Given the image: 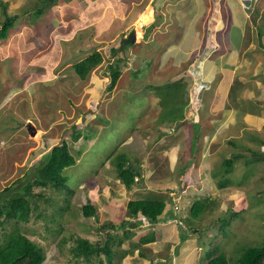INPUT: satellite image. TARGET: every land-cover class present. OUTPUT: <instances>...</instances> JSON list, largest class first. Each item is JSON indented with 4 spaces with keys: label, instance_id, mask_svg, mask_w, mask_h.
<instances>
[{
    "label": "rangeland",
    "instance_id": "1",
    "mask_svg": "<svg viewBox=\"0 0 264 264\" xmlns=\"http://www.w3.org/2000/svg\"><path fill=\"white\" fill-rule=\"evenodd\" d=\"M32 1L36 0H0V20L4 12L17 16L7 37L0 39V201L5 195L2 190L33 171L53 145L70 142L74 127L91 135L70 143L76 161L61 172L67 178L62 188L33 191L35 196L45 193L41 197L51 206H63L70 199L71 212L59 217L62 230L54 233L33 214L28 223H18L20 232L43 248V264H99L96 256L88 261L74 257L71 249L76 238L102 243L108 233L114 240L109 242L111 249L122 253L132 250V244L151 230L156 242L133 248L111 264H167V260L201 264L208 242L217 234L216 227L205 228L204 217L209 211L214 218L224 216L230 208L245 210L242 218L230 222L229 236L218 235L221 250L235 255L238 246L254 244L264 227V202L258 200L259 191L264 190V161L245 167V159L240 158L227 175L234 183L225 188L217 186L214 173H220L222 158L232 152L249 156L243 146L264 151L258 142H264V37L258 38V30L264 33L259 26L264 25V0H248L247 6L244 0H57L37 19L30 14ZM147 12L155 18L152 27L148 19L145 29H149L142 33L149 37L143 40L135 30L144 25L141 20ZM236 21L240 51L239 43H230ZM134 31L133 42L129 47L125 44L128 49L113 55L111 48L122 46L121 36ZM94 51L100 53L101 61L79 78L73 64ZM179 51L185 52L183 60H176ZM209 59L212 65L205 72ZM143 60H149L150 66L145 67ZM110 65L118 66L121 76L108 92ZM184 70L189 75L181 78L188 101L185 123L178 128L165 126L158 122L161 108L148 86L162 85ZM211 71L213 77L208 80ZM195 89L197 100L192 101ZM222 89L230 108L214 109ZM142 91L149 93L140 105L129 102V97ZM242 100L252 104H245L243 118L237 107ZM129 108L135 114L133 120L127 117ZM194 114L200 124L195 137ZM192 138L196 140L193 153ZM233 139L241 147H233L229 143ZM117 144L114 156L124 153L140 166L142 178L130 188L117 178L112 157L105 159ZM154 194L165 197L164 213H174L176 218L150 227L141 216L127 214L130 200ZM39 197L35 202L43 206ZM197 198L214 201L200 216L201 224L188 215ZM86 202L96 209L93 217L82 216ZM123 220L132 221L131 230L102 228L106 222L119 225ZM187 224L192 226L189 230Z\"/></svg>",
    "mask_w": 264,
    "mask_h": 264
},
{
    "label": "trees",
    "instance_id": "2",
    "mask_svg": "<svg viewBox=\"0 0 264 264\" xmlns=\"http://www.w3.org/2000/svg\"><path fill=\"white\" fill-rule=\"evenodd\" d=\"M56 1L57 0L32 1V4L34 5H31L32 7L30 8V14L32 13V16L37 19L41 16V14L45 12V10L50 5H54ZM244 3L247 6L248 0H244ZM148 12L146 13V17L141 20L142 25H144L135 30L140 33V37H142L143 40H147V38L149 37L147 33H142V31H147L149 29H145L146 25L148 24V19L151 21L149 27H152V25L154 24V19L152 18L155 17L151 14L149 15ZM4 14L5 16L3 20H0V39H5L7 37L9 29L14 26L17 20V16L15 15L10 16L7 15L6 12H4ZM259 26L264 27L263 24ZM135 31L131 33L129 32L130 34L128 33L129 35L127 34L128 36L126 35L124 38H122L121 36L119 42L122 46L120 48H111L110 51H112L113 55L123 53L128 49L125 47V44L128 45V47L130 46V43L133 42L132 38L136 35ZM231 31V39L237 41V39L239 38L238 35H235V31H237V28L232 26ZM262 36L264 37V33L259 32L258 30V38L260 39ZM100 61V53L98 51H94L91 55L74 63L73 70L75 74L79 76V78L83 79L86 76L88 69L92 68ZM117 62L118 61H115V63ZM142 62H144L145 67L150 66L149 60H143ZM120 76L121 71L118 69V66L110 65L108 68L109 83L106 88L108 92H111L113 91V89H115ZM182 76L183 75L181 74L172 80H167L162 85H154L149 83L151 84V86H148V90H154V94H156L158 98V104L161 108L158 122L165 126H167L168 124H173L178 128L180 125L185 123V121H182L184 120L183 111L187 106L188 101L185 100V83L181 82ZM211 77L212 74L210 75V78ZM226 83H228V80L225 82V84ZM221 84L222 88L225 87L223 83ZM146 93L149 92L142 91L139 96L132 95L131 97H129V102L133 104L137 103L140 105L139 101L143 99V95H146ZM191 96L192 101L197 100L196 89L192 91ZM243 102V100L240 103L237 102V107L240 109V112H242V118L244 113H246L243 109L246 108L245 104L252 105L250 101H248L247 103ZM225 105L227 106L226 108H230L229 104L225 102L222 89L218 91V94L215 98L214 109L218 108V110H221V107ZM193 109H195V107ZM253 109H248L247 112H252ZM133 111L135 112V109ZM127 117L129 118V120H133L135 117V114H130V108L127 112ZM193 118L194 119L193 121H191V125L193 126V134L195 137V133L199 129L200 124H196L195 114L193 115ZM89 136L91 135L82 132L81 129L77 127H74L70 132V142L62 141L53 145L51 149L47 151L43 156V161L37 164L36 168L33 171H27L23 175V177L25 178L18 179L17 181L19 182H13L2 190L1 193H5V195L0 201V228L2 229V235L0 236V264H43L46 258L43 248L34 243L33 240L28 238L24 233H21L18 229V223H28L30 220V216L33 214L36 219H42L45 222L46 226H51L50 230L54 233H59L62 230L63 225L61 223V218L59 217L62 216V212L64 211L71 212L70 199H66V202L63 203V206H51L48 205V203L41 197L45 195V193L40 192L37 196H35L33 191L35 188H42L51 189L54 192V190L62 188L65 185L67 178L61 176V172L64 170V168L74 165L76 161V156L71 154L69 150V147L71 146L70 143L76 142L80 137L88 138ZM194 139L195 138H192L191 140L192 153L195 145ZM258 142L262 145L261 149H264V142L262 140H258ZM229 143L233 147H238L240 145L235 139L229 141ZM118 144L114 147L113 152L105 157V159H110L112 157L110 161H115V164H113L115 165L117 178L125 188H130L131 185L142 178L140 166L137 164H132L130 161H128V158L124 153H118L114 156L113 153L119 147ZM241 148L248 151L250 153L249 156H246L245 154L239 152H232L229 157L222 158V168L220 170V173H214V175H218L216 183L219 188H225L227 187V185L231 184V182L234 183V181L230 180L227 175L231 173L236 161H238L240 158H242V160L245 159L243 162L245 167H248L252 163L264 161L263 150H252L251 148L244 146ZM79 154L80 153L77 152V155ZM244 179L245 177L243 178V180ZM237 183L239 184L241 182ZM258 195H260V197L258 198L259 202H264V190L262 191V193L259 191ZM38 197L39 200L42 199L43 206L38 205L35 202V199ZM52 197L53 196H49V198ZM213 204L214 201H210L208 198H197L193 202V204L190 205L188 215H190L192 218L198 219L199 224H201V220L203 217L200 216H204V210L209 208ZM64 205H66L65 208H63ZM165 207V197H163L162 195L160 196L154 194L144 199L130 200L126 205V210L127 214L132 218L143 216L144 222L147 223L150 227H153L158 224L160 220L165 221L168 218H176L177 215L174 213H164ZM244 210V208H241L240 210H234L230 208L229 210H227L228 212L226 211L224 216L216 218H214L211 214V211H209L210 214L207 216L208 219L204 217V219L207 220L205 228L208 229L210 227H216L217 234L214 235L213 241L208 242V249L202 256L201 264H264V232H261L264 231V227L257 232V237L253 241L254 244L238 246L235 255H228L221 250L219 236L221 238H226L227 236H229L230 232L228 231V227L230 222H232L235 218H242L241 213ZM81 213L83 217L90 218L96 214V209L92 203L86 202L81 206ZM261 219L264 220V212H262ZM8 221H12L11 223L13 225L10 228V231L6 232L5 226ZM186 222L188 221H185V223ZM107 226L114 229L119 227L123 230L125 228L131 230L132 221L123 220L119 225H114L112 223L106 222L104 225H102V228ZM191 227L192 226L190 224H187L188 230ZM243 230L246 233H252V231L247 228H244ZM106 236L107 239L102 243L99 241L92 243L87 239L76 238L75 246L73 249H71L74 257L88 261L90 260V257L96 256L99 264H103L102 262L111 264L113 263L114 258H116L117 260H121L124 256H126V254L133 252V248H138L139 246L147 245L149 243L157 241V236L154 234L153 230H151L148 232V234L139 237L135 244H132V250L119 253L117 250L111 249L112 246L109 244V242L113 240L111 235L107 233ZM184 236L185 233L183 232V230H181V238L183 239ZM138 254L141 257H146V255H144L142 251H139ZM100 257H103V260ZM166 263L170 264V260H167Z\"/></svg>",
    "mask_w": 264,
    "mask_h": 264
},
{
    "label": "crops",
    "instance_id": "3",
    "mask_svg": "<svg viewBox=\"0 0 264 264\" xmlns=\"http://www.w3.org/2000/svg\"><path fill=\"white\" fill-rule=\"evenodd\" d=\"M235 24H236V25H235ZM232 26H236L237 29L240 28V25H238V22H237V21H236V23L234 22ZM213 30H214V29H213ZM213 30H212V31H213ZM230 37H231V36H230ZM230 43H232L233 46H237L239 42L236 41V40L231 39V40H230ZM238 48H239V51H240V50L242 49V44L239 43ZM240 48H241V49H240ZM185 57H186L185 52H184V51H179L178 54H177V59H176V60H183ZM211 65H212L211 60H210V59L207 60V65H206V67H205V72H207V70L210 68ZM213 69H215V67H213ZM182 73H183V76H189V75L186 74V70H184ZM212 73H213V71H211V73H210L209 76L207 77L208 80H210V79L213 77V75H212V77L210 78V75H211ZM183 76H182V78H183ZM184 83H186V82H184ZM229 84H231V83H229ZM226 85H228V84H226ZM224 86H225V85H224Z\"/></svg>",
    "mask_w": 264,
    "mask_h": 264
},
{
    "label": "bare ground",
    "instance_id": "4",
    "mask_svg": "<svg viewBox=\"0 0 264 264\" xmlns=\"http://www.w3.org/2000/svg\"><path fill=\"white\" fill-rule=\"evenodd\" d=\"M142 218H143V221H144V217L143 216H141ZM133 225V224H132Z\"/></svg>",
    "mask_w": 264,
    "mask_h": 264
},
{
    "label": "clouds",
    "instance_id": "5",
    "mask_svg": "<svg viewBox=\"0 0 264 264\" xmlns=\"http://www.w3.org/2000/svg\"><path fill=\"white\" fill-rule=\"evenodd\" d=\"M246 5V4H245ZM195 144H196V140H195Z\"/></svg>",
    "mask_w": 264,
    "mask_h": 264
}]
</instances>
